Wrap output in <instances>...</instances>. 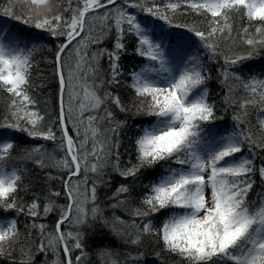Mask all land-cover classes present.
I'll return each mask as SVG.
<instances>
[{
	"label": "snow or ice",
	"instance_id": "6c2138e0",
	"mask_svg": "<svg viewBox=\"0 0 264 264\" xmlns=\"http://www.w3.org/2000/svg\"><path fill=\"white\" fill-rule=\"evenodd\" d=\"M261 62L264 0H0V264H264Z\"/></svg>",
	"mask_w": 264,
	"mask_h": 264
},
{
	"label": "trees",
	"instance_id": "16d2710c",
	"mask_svg": "<svg viewBox=\"0 0 264 264\" xmlns=\"http://www.w3.org/2000/svg\"><path fill=\"white\" fill-rule=\"evenodd\" d=\"M53 44L54 46V42H50ZM110 46V45H107ZM193 47H195V42L193 41ZM43 55H47L50 58V53H44ZM37 60H41V55H37L36 57ZM134 62L136 64H142L144 63V61L140 60V59H135V58H130L128 60L125 61L126 65ZM256 69V71L260 70L261 66H264V62L261 63H257L255 65H253ZM52 71L53 68L52 66H47L45 65L43 62L40 63L39 65V69L33 73V78L35 80L36 84H44L45 86L42 89H39L37 93H35L38 96V99L41 101L40 107L43 109L45 107H48L49 110L53 109L56 107V95H57V84L55 82V80L52 78ZM40 75L43 77V79H38L36 78L37 75ZM210 89L212 90L213 94L220 92V87L219 85L216 83L215 80H213L212 82H210L209 84ZM127 98V96H126ZM47 100L48 104L45 105L44 101ZM8 101V97L6 93H2L0 92V108H2ZM230 115V114H229ZM120 119H123V115L119 116ZM153 118H149L147 120H143V121H138V122H142V123H150L151 120ZM129 135H132V133H129ZM42 142V141H41ZM48 147L51 150L52 148V143L48 142ZM125 147H127V144H125ZM121 151H123V149H121ZM27 167L31 170L32 166L29 164L27 165ZM159 169H157L154 173L149 174V173H145V176L147 177L146 179H144V182L147 183L148 180H152V179H156L158 174H159ZM53 174H55V170H53ZM28 179H35V172L33 171V175L31 177H27L25 182H28ZM143 179V177H142ZM56 188H59V182H56V184L54 185ZM40 188V183H36L35 187H34V191H39ZM23 195V193H22ZM101 195H103V193H101ZM61 203H63L64 201L61 200ZM21 229L23 230V220L24 218L21 217ZM54 218H49L47 221H45L46 223H52ZM92 245V249H95L97 246H101V245H108L109 247L115 248L116 247V241L114 239H110L108 237L107 234H104L103 238H97L93 241L89 242ZM92 264H101L100 259L97 258V256L95 255V253H93L92 255ZM171 264V262H170Z\"/></svg>",
	"mask_w": 264,
	"mask_h": 264
}]
</instances>
